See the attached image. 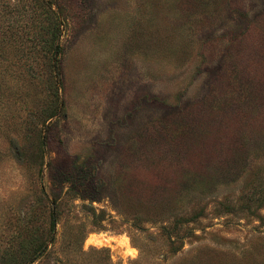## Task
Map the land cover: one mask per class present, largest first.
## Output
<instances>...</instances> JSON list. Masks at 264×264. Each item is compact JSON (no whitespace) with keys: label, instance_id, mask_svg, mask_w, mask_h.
<instances>
[{"label":"rangeland","instance_id":"1","mask_svg":"<svg viewBox=\"0 0 264 264\" xmlns=\"http://www.w3.org/2000/svg\"><path fill=\"white\" fill-rule=\"evenodd\" d=\"M0 264H264V0H0Z\"/></svg>","mask_w":264,"mask_h":264},{"label":"trees","instance_id":"2","mask_svg":"<svg viewBox=\"0 0 264 264\" xmlns=\"http://www.w3.org/2000/svg\"><path fill=\"white\" fill-rule=\"evenodd\" d=\"M52 225H54V219H52Z\"/></svg>","mask_w":264,"mask_h":264}]
</instances>
